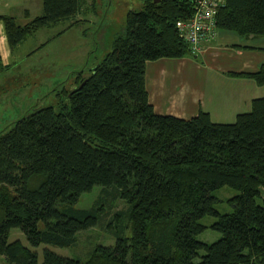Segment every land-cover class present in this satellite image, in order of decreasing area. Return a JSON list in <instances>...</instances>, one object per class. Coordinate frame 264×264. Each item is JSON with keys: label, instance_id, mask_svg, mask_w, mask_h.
Listing matches in <instances>:
<instances>
[{"label": "trees", "instance_id": "trees-1", "mask_svg": "<svg viewBox=\"0 0 264 264\" xmlns=\"http://www.w3.org/2000/svg\"><path fill=\"white\" fill-rule=\"evenodd\" d=\"M139 1L142 10L128 14L124 34L90 75L0 136V256L8 264H264V98L233 124H215L203 111L191 120L156 114L147 63L192 56L177 23L193 17L196 1ZM224 2L219 32L264 38V0ZM84 3L43 0V15L28 25L0 22L14 49L71 21ZM237 76L264 87V65ZM226 187L238 195L228 201L234 212L222 215L214 194ZM95 188L94 205L77 209ZM113 200L128 206L108 225L114 245L99 244L82 260L46 249L40 263L20 241L9 243L19 230L33 248H73ZM206 217L217 219L214 244L198 240Z\"/></svg>", "mask_w": 264, "mask_h": 264}, {"label": "rangeland", "instance_id": "rangeland-1", "mask_svg": "<svg viewBox=\"0 0 264 264\" xmlns=\"http://www.w3.org/2000/svg\"><path fill=\"white\" fill-rule=\"evenodd\" d=\"M85 2V17L81 18L86 19L87 22H81L79 26L64 32L63 36L57 39L53 38L62 31L61 26L41 31L35 37L29 38L14 55L15 64L0 75V136L35 110L55 107L63 98L64 90L70 91L76 88L75 81L81 73L85 77L90 75L91 71L112 52L115 40L124 34L128 14L142 10L139 0H85ZM52 39L53 41H50ZM48 41L50 42L43 50L30 55L35 46L38 48ZM186 59L190 61L186 67L187 74L195 77L198 84L205 86L208 94L217 98L218 92L226 90L218 83L220 80L208 67L204 58L195 60L193 56H188ZM244 110V112L249 111V109ZM100 191L101 188H95L91 193L83 195L76 208L90 209L99 199ZM214 195L219 200L216 209L220 214L234 212L228 201L238 195L237 191L226 187L215 192ZM259 204H264V193L259 199ZM104 208L106 211L99 226L81 233L73 248L59 249L47 245L33 248L19 230L11 231L9 243L20 241L25 247L38 254L40 263L43 262V253L46 249L62 257L84 259L99 244L114 245L115 241L108 232V225L115 215L128 210V206L120 200H113L104 205ZM216 221L214 217H206L202 220L201 223L208 229L198 237L200 242L214 244L220 240L221 235L210 228ZM41 227L43 228L42 225ZM199 262L200 259H197L196 263ZM0 264L8 263L0 256Z\"/></svg>", "mask_w": 264, "mask_h": 264}, {"label": "crops", "instance_id": "crops-1", "mask_svg": "<svg viewBox=\"0 0 264 264\" xmlns=\"http://www.w3.org/2000/svg\"><path fill=\"white\" fill-rule=\"evenodd\" d=\"M85 6L86 2L81 14L71 21L41 31L61 26L62 31L53 39L60 38L64 32L73 30L81 22H87L86 19L81 18L85 17ZM43 11V0H0V17L14 18L20 27L42 16ZM39 32L27 37L19 46L12 49L5 26L0 22V61L2 65L0 75L15 64L14 55L20 47ZM231 35L219 32V37L214 43L206 46L199 55L193 56L195 60L204 58L208 67L220 80L218 83L226 89L218 92L217 98L208 94L205 86L198 84L195 77L187 74L188 68L186 67L190 62L188 59H165L147 63L146 88L149 102L156 114L191 120L203 111L210 115L215 124H233L239 115L251 112L253 101L264 98V87L258 86L249 78L237 75L255 73L264 65V38L251 37L244 40ZM50 41L38 48L35 46L30 55L43 50ZM244 109H249V111L244 112Z\"/></svg>", "mask_w": 264, "mask_h": 264}, {"label": "built area", "instance_id": "built-area-1", "mask_svg": "<svg viewBox=\"0 0 264 264\" xmlns=\"http://www.w3.org/2000/svg\"><path fill=\"white\" fill-rule=\"evenodd\" d=\"M195 1L193 17L177 23L179 35L189 46L192 56L199 55L218 39V14L225 5L224 0Z\"/></svg>", "mask_w": 264, "mask_h": 264}, {"label": "water", "instance_id": "water-1", "mask_svg": "<svg viewBox=\"0 0 264 264\" xmlns=\"http://www.w3.org/2000/svg\"><path fill=\"white\" fill-rule=\"evenodd\" d=\"M81 88V87H80Z\"/></svg>", "mask_w": 264, "mask_h": 264}]
</instances>
